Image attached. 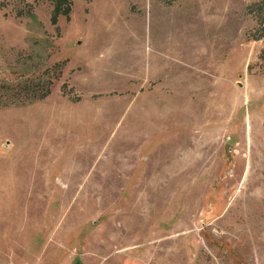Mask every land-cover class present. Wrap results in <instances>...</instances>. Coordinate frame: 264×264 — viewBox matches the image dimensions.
<instances>
[{
	"label": "rangeland",
	"instance_id": "rangeland-1",
	"mask_svg": "<svg viewBox=\"0 0 264 264\" xmlns=\"http://www.w3.org/2000/svg\"><path fill=\"white\" fill-rule=\"evenodd\" d=\"M69 1L0 0V264H264L253 0Z\"/></svg>",
	"mask_w": 264,
	"mask_h": 264
},
{
	"label": "trees",
	"instance_id": "trees-1",
	"mask_svg": "<svg viewBox=\"0 0 264 264\" xmlns=\"http://www.w3.org/2000/svg\"><path fill=\"white\" fill-rule=\"evenodd\" d=\"M52 4V17L58 14H67L69 11V0H48ZM264 9V0H253V3L248 6L247 12L256 15L258 17L257 28L255 30L256 35L252 38V41H258L264 36V20L259 18L262 10ZM74 99L73 101H77Z\"/></svg>",
	"mask_w": 264,
	"mask_h": 264
}]
</instances>
